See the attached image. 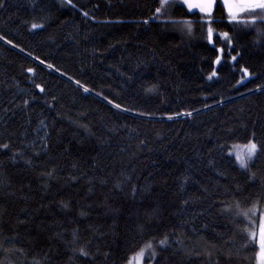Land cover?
<instances>
[{
	"label": "trees",
	"instance_id": "1",
	"mask_svg": "<svg viewBox=\"0 0 264 264\" xmlns=\"http://www.w3.org/2000/svg\"><path fill=\"white\" fill-rule=\"evenodd\" d=\"M157 4L0 0V250L23 253L0 264H125L152 237L160 255L146 264H257L258 246L240 248L247 221L219 216L214 202L230 185L264 190V152L251 179L227 155L253 129L264 141V44L226 21L209 44L201 25L189 34L150 19ZM184 12L171 16L198 18ZM241 67L252 75L237 83ZM81 247L94 258L74 255Z\"/></svg>",
	"mask_w": 264,
	"mask_h": 264
},
{
	"label": "snow or ice",
	"instance_id": "2",
	"mask_svg": "<svg viewBox=\"0 0 264 264\" xmlns=\"http://www.w3.org/2000/svg\"><path fill=\"white\" fill-rule=\"evenodd\" d=\"M66 2L72 5V0H66ZM219 3L222 14L218 19L215 15L217 10V0H158V4L154 7V11L150 19H160L161 17H165L168 22L174 25L183 26L182 30L187 31L189 34L192 33L195 25H201L205 28L206 40L209 44H214V37L217 35L214 25L219 22L226 21L227 24L234 29L244 30L246 32L249 30L254 31L259 38L258 42L264 44V0H219ZM177 5H180L186 9V12L181 14L183 17L192 14L195 10L198 18L196 20L183 18L173 19L171 12L174 11ZM72 6L75 7V5ZM84 15L87 16L88 13L85 12ZM143 22L147 24L149 23V20H144ZM43 27V24H31L32 29ZM219 37L223 38L227 44V55L231 56L232 61H237V58L241 56V53L236 52V55H231V52L235 51L232 33L228 31L220 32ZM0 39H5V37L0 36ZM7 42L9 44L12 43L11 40H8ZM216 51L219 53H225V48L221 47L216 49ZM41 63H43V61H41ZM214 63L219 65L221 63V57L217 56ZM48 67L51 68L52 65H48ZM239 70L243 73V77L241 78V81H237V83L242 82L243 79L252 75L247 67H241ZM27 71L33 72L34 69L28 68ZM217 75V71L213 69L210 72L208 79L211 80ZM76 83L80 84V81H76ZM35 87L38 88L42 93L45 91V89L39 84L35 85ZM153 88H149L148 91H152ZM257 89H264V86L257 85ZM83 90L85 92L89 91L87 87H84ZM53 99H55V97H53ZM28 103V100L24 101L25 105ZM114 106L117 109L121 108L120 104H115ZM124 110L128 111L129 109ZM175 115H180V113H176ZM187 115H191V113H187ZM169 119H172V116H169ZM229 131L232 130L229 129ZM0 147L8 149L9 144L4 143L0 145ZM220 147L223 148L224 145H220ZM232 148L237 149V151H229L227 153L229 157L234 156V160H232L231 163L238 165V168L243 170L245 173H249L250 179L254 178L255 173H251L250 170L252 167H254L255 159H258L260 153L264 152V141L259 140L255 129H253L246 137V143H243L242 145L233 144ZM36 155H39V153ZM210 163L212 162L210 161ZM53 171H49L45 173V175L51 176L53 175ZM204 191L207 192V189ZM133 192L135 193V189H133ZM223 194L225 199L214 202L215 206L217 207V214L222 217L227 215L228 217L234 218L240 223L247 221L248 227L238 229V234L241 236L242 240L240 248L243 250H248L252 246H258V251L254 253V257L257 261V264H264V207H261V205L264 204V190H249L247 185L245 187H241L239 185H230L224 190ZM228 197H239V200H236L234 203H229L227 199ZM183 203L187 205L188 201L184 200ZM153 211L155 212V210ZM81 215H84V213H81ZM144 231V228L141 227L139 230L141 236L144 235ZM229 231L231 232L232 229L230 228ZM155 239V237H152V241H155ZM77 240L78 236L76 233H73L72 243H75ZM152 241L144 243L143 247H139L138 250H135L133 252L132 258L129 259L126 257L125 264H141L145 253L148 251H150V255L153 260H158L160 253L157 251V248L154 247ZM18 242V240L13 238H5L3 241V243L6 245ZM168 243V235H165L163 239L158 241V246H160L161 250H163V246L168 245ZM228 244L229 248L231 249L233 246V241H229ZM237 251H239V249H237ZM13 252H15L17 255L23 254L20 250L5 248L0 250V255L11 256ZM77 253L82 257L94 258L91 257L90 253L83 247L78 249L73 248V254L76 255ZM226 258L231 259V254H229ZM4 264H8V261L6 260ZM35 264H40V262L36 261Z\"/></svg>",
	"mask_w": 264,
	"mask_h": 264
},
{
	"label": "rangeland",
	"instance_id": "3",
	"mask_svg": "<svg viewBox=\"0 0 264 264\" xmlns=\"http://www.w3.org/2000/svg\"><path fill=\"white\" fill-rule=\"evenodd\" d=\"M244 143H246V142H244ZM233 144H241V145H242L243 143H233ZM233 144H231V145H230V148H229V151H231V152H235V151H237V149H233V148H232V145H233ZM143 246H144V245H143ZM132 256H133V254L130 255L129 259L132 258ZM148 256H150V251H148V252L145 253V256H144L143 260L141 261V264H146V263H145V259H146V257H148ZM149 264H150V263H149Z\"/></svg>",
	"mask_w": 264,
	"mask_h": 264
}]
</instances>
